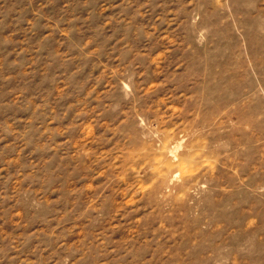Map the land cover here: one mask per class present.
I'll list each match as a JSON object with an SVG mask.
<instances>
[{"label":"rangeland","instance_id":"1","mask_svg":"<svg viewBox=\"0 0 264 264\" xmlns=\"http://www.w3.org/2000/svg\"><path fill=\"white\" fill-rule=\"evenodd\" d=\"M0 264H264V0H0Z\"/></svg>","mask_w":264,"mask_h":264}]
</instances>
